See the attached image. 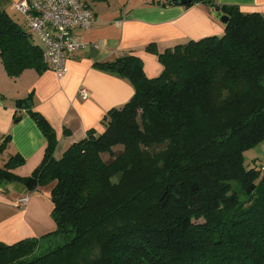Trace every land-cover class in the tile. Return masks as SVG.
<instances>
[{
  "label": "trees",
  "instance_id": "trees-1",
  "mask_svg": "<svg viewBox=\"0 0 264 264\" xmlns=\"http://www.w3.org/2000/svg\"><path fill=\"white\" fill-rule=\"evenodd\" d=\"M162 6H203L230 22L221 37L148 47L163 66L154 79L135 56L98 64L134 95L108 112L103 133L90 130L59 160L54 129L28 109L48 141L45 158L28 178L11 173L24 161L10 158L0 189L53 184L56 229L0 244V264H264V163L245 166V153L264 142V16L216 0ZM0 57L9 77L48 69L20 17L1 7Z\"/></svg>",
  "mask_w": 264,
  "mask_h": 264
},
{
  "label": "crops",
  "instance_id": "crops-1",
  "mask_svg": "<svg viewBox=\"0 0 264 264\" xmlns=\"http://www.w3.org/2000/svg\"><path fill=\"white\" fill-rule=\"evenodd\" d=\"M19 1L1 0L0 7L19 18L14 9ZM82 1L94 12L95 22L89 31L77 32L82 47L68 60L66 76L58 77L49 69L42 73L27 69L19 77H9L0 57V146L9 138L0 153V169H5L10 158L18 155L24 163L10 171L20 178L32 176L42 164L48 146L28 109L42 114L54 129V157L59 160L90 130L103 133L108 112L124 106L134 95L127 79L98 68V64L135 56L143 62L147 78L154 79L161 75L163 66L148 47L154 46L163 53L190 41L221 37L225 32V26L203 6L164 7L166 0ZM216 1L222 6L237 7L243 13L264 16V0ZM33 38L42 47L37 36ZM83 88L88 91L87 99L79 96ZM28 98V104L18 105ZM15 116L21 117L18 123H14ZM53 187L52 184L31 191L18 182L1 187L0 244L14 245L56 229L52 217ZM24 197H29V203L20 207L17 200Z\"/></svg>",
  "mask_w": 264,
  "mask_h": 264
},
{
  "label": "built area",
  "instance_id": "built-area-1",
  "mask_svg": "<svg viewBox=\"0 0 264 264\" xmlns=\"http://www.w3.org/2000/svg\"><path fill=\"white\" fill-rule=\"evenodd\" d=\"M25 27L37 36L43 49V60L58 77L67 75L68 60L81 47L78 31H89L94 12L82 0H20L14 6ZM79 96L88 98V91L80 89ZM20 207L29 203V197L17 200Z\"/></svg>",
  "mask_w": 264,
  "mask_h": 264
},
{
  "label": "rangeland",
  "instance_id": "rangeland-1",
  "mask_svg": "<svg viewBox=\"0 0 264 264\" xmlns=\"http://www.w3.org/2000/svg\"><path fill=\"white\" fill-rule=\"evenodd\" d=\"M123 150L122 147H117L114 149V151L118 154ZM104 159L106 161L110 160V157L108 155L104 156ZM264 163V142H262L257 147L251 149L250 151L245 153V166L250 167L252 166H262Z\"/></svg>",
  "mask_w": 264,
  "mask_h": 264
},
{
  "label": "water",
  "instance_id": "water-1",
  "mask_svg": "<svg viewBox=\"0 0 264 264\" xmlns=\"http://www.w3.org/2000/svg\"><path fill=\"white\" fill-rule=\"evenodd\" d=\"M185 2H186V1H184L183 4H185ZM214 16H215V18H216L221 24H223L225 27L228 26V24H229V22H230V18H229L226 14H224V13H215ZM29 105H31V104L29 103ZM191 189H192V192H193V193H196V192L198 191V185H197V184H194V185L192 186ZM251 191H252V186H250L249 189H248V192H251ZM172 195L175 196L176 198H179L175 193H173ZM165 197H166V194H164L163 198H165ZM193 200H194L195 202H199V200H200L199 195H196V196L193 198ZM162 205L165 206V203H163ZM201 206H202V204H198V205L196 206V208L198 209V208H200Z\"/></svg>",
  "mask_w": 264,
  "mask_h": 264
}]
</instances>
